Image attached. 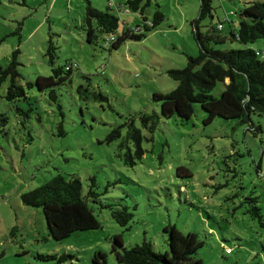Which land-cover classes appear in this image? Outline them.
I'll list each match as a JSON object with an SVG mask.
<instances>
[{
    "label": "rangeland",
    "instance_id": "obj_1",
    "mask_svg": "<svg viewBox=\"0 0 264 264\" xmlns=\"http://www.w3.org/2000/svg\"><path fill=\"white\" fill-rule=\"evenodd\" d=\"M253 1L264 0H212V17L201 22L200 30L206 33L211 27L226 38L214 48L241 47L229 39L237 29L232 22L237 26L240 10ZM89 2L106 10L111 1ZM160 2L164 5L165 0ZM111 3L119 32L132 29L133 35L143 37L127 39L109 51L102 42H86L81 28L85 0H0V67L6 68L12 53L19 50L17 80L31 102L30 106L7 102L8 82L0 87V120L3 114L8 117L7 124L0 126V264H91L97 251L106 254L108 264H116L111 253L116 237L125 248L148 241L162 253L167 249L164 228L170 226L182 233H212L198 251L202 264H264V226L245 212L246 199L255 197L264 215V115H251L254 126L261 127L256 134L245 131L249 124L236 120L215 118L205 125L206 113L197 103L189 122L161 119L151 135L135 118L134 125L144 136V155L134 167L124 165L118 141L105 143L116 127L124 125L121 135H125L126 119L159 113L152 95L167 94L177 85L168 71L183 69L187 56L198 55L192 34L198 0H187L179 7L167 2L161 8L146 7L148 25L154 11L163 15L149 32L144 31L139 13L114 4L115 0ZM219 23L223 29L217 32ZM48 40L56 47L55 66L77 65L71 85L61 89L60 108L48 103L46 93L26 87L51 74ZM250 47L264 52V39ZM79 85L105 99L82 100ZM223 90L218 83L212 95L219 97ZM17 107L33 111L26 120ZM61 122L64 137L58 136ZM57 174L77 177L83 196L90 177H95L98 191L119 179L120 184L103 194L101 202L127 206L133 214L130 228L115 223L109 208L88 201L100 227L61 241L51 239L42 210L24 205L20 196ZM222 244L232 253L225 255ZM37 255L54 258L42 260ZM61 257L63 262L58 261Z\"/></svg>",
    "mask_w": 264,
    "mask_h": 264
},
{
    "label": "trees",
    "instance_id": "obj_2",
    "mask_svg": "<svg viewBox=\"0 0 264 264\" xmlns=\"http://www.w3.org/2000/svg\"><path fill=\"white\" fill-rule=\"evenodd\" d=\"M85 2L81 28L88 44L97 45L98 42H102L106 49L110 48V51L118 49L127 39L138 41L143 37V35H133L132 29H122L119 32V20L111 13L109 6L106 10H100L93 7L89 0ZM142 2L143 0H127L124 7H128V11L139 13L144 22V31L149 32L156 28L157 20H161L163 15L160 11H155L153 22L148 25V20L144 17L147 6L146 4L140 6ZM198 3V16L192 23V34L199 48L198 55L187 56V63L183 69L168 71L170 78L177 85L167 94L152 95L153 101L159 103V113H140L137 117L126 119L127 130L124 136L121 135L123 125L112 129L105 138L107 144L119 142V148L123 151L122 160L127 167H134L136 161L141 160L144 155L141 147L144 136L141 129L134 125L135 118L139 120L141 128L151 135L161 119L174 118L181 124L189 122L194 113L193 105L197 103L206 113L205 125L215 118H220L236 120L239 124H249L245 131L253 134L261 132V127L254 126L252 123L251 115H264V52L253 49L250 45L264 39V1L245 4L238 15V27L236 31L231 32L229 38L241 47L222 51L213 46L223 44L226 41L225 37L215 34L214 28L211 27L206 33L200 30L201 22L207 17H212V0H198ZM215 30L220 31L217 28ZM2 41L3 39H0V44ZM47 43L46 56L51 67V74L48 77L38 78L34 83H27L26 87L28 89L36 87L38 92L46 93L48 103L60 108L61 89L71 85L73 70L77 65L66 63L63 66H55L56 47L52 40H48ZM19 53V50H15L8 66L0 67V87L4 82H8L5 94L7 102H27L30 106L28 93L17 80L19 78L17 68L20 65ZM83 77L88 80L86 76ZM218 83L224 85V90L219 97H214L212 91ZM77 92L80 93L82 100L87 101L96 97L105 99L100 93L96 95L89 92L87 87L80 85L77 87ZM16 110L23 119L27 120L28 113L33 111V108L24 110L17 107ZM7 121L8 117L5 114L1 115L0 126H5ZM57 129L58 136L64 137L65 130L62 122ZM27 136L30 143V132ZM89 181V189L83 196L82 184L77 177L57 174L41 186L21 194L20 198L24 205L42 210L48 235L55 241H61L75 232L95 230L100 227V223L87 204L88 201L100 208H109L114 222L120 227L129 229L133 214L127 206L120 203L104 205L101 202V196L110 188L120 184V180L107 182L102 191L97 190L95 177H90ZM246 201L247 205L242 203L246 205L245 212L252 219H258L263 227L264 215L256 198L250 197ZM164 232L167 249L162 253L154 251L153 244L148 241L125 248L119 237H116L115 246L111 248L114 261L116 264H202L198 258V251L206 245L204 239L207 235H212L210 231L182 233L170 226L164 228ZM220 241L224 242L225 239L222 237ZM222 245L221 249L225 255H228L225 252L226 246ZM37 256L42 260L54 258V256ZM64 260V257L58 259L59 262ZM91 264H108L106 254L97 251L92 256Z\"/></svg>",
    "mask_w": 264,
    "mask_h": 264
},
{
    "label": "crops",
    "instance_id": "obj_3",
    "mask_svg": "<svg viewBox=\"0 0 264 264\" xmlns=\"http://www.w3.org/2000/svg\"><path fill=\"white\" fill-rule=\"evenodd\" d=\"M109 1H111L112 2V0H109ZM127 0H115V3L114 4H117V5H124L125 4V2H126ZM185 1H187V0H165V3H164V5L166 4V2L167 3H171L172 4V6H174V7H179V6H181L182 5V3L183 2H185ZM111 2H109L108 3V6H111L113 3H111ZM144 4H146V6H147V8H149V7H151L152 5H155V6H158L159 8H161L162 6H164V5H161V2H160V0H143V2L141 3V5L140 6H142V5H144ZM145 12H146V10L144 11V14H145ZM155 12V11H154ZM232 16H235L234 14H232ZM144 17H146L145 15H144ZM147 18V17H146ZM148 20V19H147ZM228 20V18L226 17V20L225 21H227ZM231 21V20H230ZM147 24V23H146ZM217 26V25H216ZM232 26H233V29L234 28H236V27H238V25L236 26L235 24H234V22H232ZM223 29V28H222ZM221 31V30H220ZM257 50V49H256ZM260 51V50H259ZM261 52H263V51H261Z\"/></svg>",
    "mask_w": 264,
    "mask_h": 264
},
{
    "label": "built area",
    "instance_id": "obj_4",
    "mask_svg": "<svg viewBox=\"0 0 264 264\" xmlns=\"http://www.w3.org/2000/svg\"><path fill=\"white\" fill-rule=\"evenodd\" d=\"M224 21H225V20H223V22H224ZM221 28H222V24L219 23L218 26H217V29L220 30ZM256 55H258V53H256ZM225 252H226L227 254H230V253L232 252V248L225 247Z\"/></svg>",
    "mask_w": 264,
    "mask_h": 264
},
{
    "label": "clouds",
    "instance_id": "obj_5",
    "mask_svg": "<svg viewBox=\"0 0 264 264\" xmlns=\"http://www.w3.org/2000/svg\"><path fill=\"white\" fill-rule=\"evenodd\" d=\"M218 26V25H217Z\"/></svg>",
    "mask_w": 264,
    "mask_h": 264
}]
</instances>
